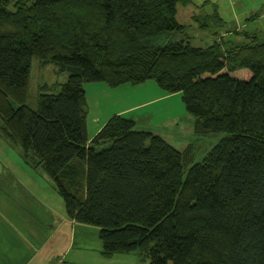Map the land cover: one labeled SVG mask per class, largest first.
Listing matches in <instances>:
<instances>
[{
    "label": "trees",
    "instance_id": "1",
    "mask_svg": "<svg viewBox=\"0 0 264 264\" xmlns=\"http://www.w3.org/2000/svg\"><path fill=\"white\" fill-rule=\"evenodd\" d=\"M190 2L0 0V137L52 181L67 218L99 228L104 258L264 264V36L225 41L214 11L192 19L218 40L194 46L176 18ZM32 59L68 73L34 108ZM148 79L181 93L197 134L224 133L200 161L122 114L88 141L83 84Z\"/></svg>",
    "mask_w": 264,
    "mask_h": 264
},
{
    "label": "rangeland",
    "instance_id": "2",
    "mask_svg": "<svg viewBox=\"0 0 264 264\" xmlns=\"http://www.w3.org/2000/svg\"><path fill=\"white\" fill-rule=\"evenodd\" d=\"M190 1L187 5H177L176 18L179 23L194 29L193 37L189 39L194 46L204 47L211 44L218 40L219 33L223 40L234 43L247 41L241 34L242 31L264 36V0ZM214 11L223 20L222 28L216 30L218 34L198 29L192 17L205 16ZM235 30L240 32L233 34ZM245 74L247 75L246 69L232 72L234 77ZM67 76V72H59L52 63L41 65L37 59H32L26 104L34 108L40 86L63 83ZM83 87L87 105V138L108 115L122 114L136 120L137 129L159 135L178 150H183L190 144L194 162H197L224 136L223 132L197 134L193 125L194 117L186 111L181 93H168L157 85L155 79H148L137 84L123 83L117 87H110L105 82H85ZM25 187L31 189L34 195L31 192H23V190L27 191ZM42 191L48 193L46 204L55 209V231L59 232L58 218L60 212L65 210L64 203L52 181L42 170L34 171L25 164L21 159L20 149L10 146L0 137V211L3 209L21 218H25L26 213L33 214L37 217L34 223L41 225L43 217H50L52 213L49 211L46 213L41 206L38 198L41 199ZM78 224L80 226L77 229L87 228L81 233L86 234L85 238L89 245L100 243L97 226ZM130 254L125 255L132 256L135 253Z\"/></svg>",
    "mask_w": 264,
    "mask_h": 264
},
{
    "label": "crops",
    "instance_id": "3",
    "mask_svg": "<svg viewBox=\"0 0 264 264\" xmlns=\"http://www.w3.org/2000/svg\"><path fill=\"white\" fill-rule=\"evenodd\" d=\"M111 116L108 115L99 123L94 133L88 137V141ZM86 125L88 126L87 120ZM25 189L27 191L23 192L33 194L28 187ZM40 197L42 200L38 199L45 212H52L50 217H43L41 225L34 223L37 217L33 214L26 213V217L21 218L3 209L0 211V264H148L139 261L135 254L129 256L117 253L109 258L102 257L99 253L100 243L89 245L86 234L81 233L87 228L77 229L80 224L67 218L65 211L60 212L58 218L57 229L60 231H55V209L46 204L48 193L42 191Z\"/></svg>",
    "mask_w": 264,
    "mask_h": 264
},
{
    "label": "built area",
    "instance_id": "4",
    "mask_svg": "<svg viewBox=\"0 0 264 264\" xmlns=\"http://www.w3.org/2000/svg\"><path fill=\"white\" fill-rule=\"evenodd\" d=\"M61 264H70V263H67V262H62Z\"/></svg>",
    "mask_w": 264,
    "mask_h": 264
}]
</instances>
